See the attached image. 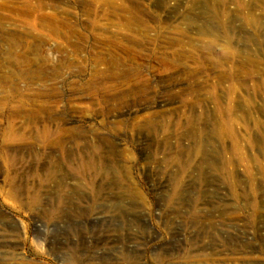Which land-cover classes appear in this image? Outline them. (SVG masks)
<instances>
[{
    "label": "rangeland",
    "instance_id": "obj_1",
    "mask_svg": "<svg viewBox=\"0 0 264 264\" xmlns=\"http://www.w3.org/2000/svg\"><path fill=\"white\" fill-rule=\"evenodd\" d=\"M0 264H264V0H0Z\"/></svg>",
    "mask_w": 264,
    "mask_h": 264
}]
</instances>
